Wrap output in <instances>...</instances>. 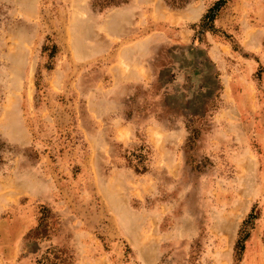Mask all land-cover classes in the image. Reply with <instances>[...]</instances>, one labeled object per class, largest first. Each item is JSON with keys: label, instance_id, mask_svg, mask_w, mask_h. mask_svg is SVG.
<instances>
[{"label": "rangeland", "instance_id": "rangeland-1", "mask_svg": "<svg viewBox=\"0 0 264 264\" xmlns=\"http://www.w3.org/2000/svg\"><path fill=\"white\" fill-rule=\"evenodd\" d=\"M217 1L0 0V264H264V0Z\"/></svg>", "mask_w": 264, "mask_h": 264}, {"label": "trees", "instance_id": "trees-1", "mask_svg": "<svg viewBox=\"0 0 264 264\" xmlns=\"http://www.w3.org/2000/svg\"><path fill=\"white\" fill-rule=\"evenodd\" d=\"M129 0H93V5L95 7H99V8H105V7H110V6H118L121 5L123 3H127ZM185 2H188L189 0H184ZM229 0H219L217 1V3L214 5V7H212L209 12L205 15L204 17V22L205 24H211L218 12L220 11V9L228 2ZM184 2V3H185ZM249 223V222H248ZM248 237V231L247 229H243L241 230V235L240 238L238 240V244L237 247H239L240 251L244 249V243L245 240Z\"/></svg>", "mask_w": 264, "mask_h": 264}]
</instances>
